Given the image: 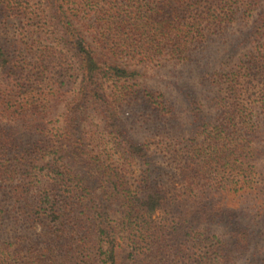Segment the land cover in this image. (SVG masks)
<instances>
[{
  "label": "trees",
  "instance_id": "obj_1",
  "mask_svg": "<svg viewBox=\"0 0 264 264\" xmlns=\"http://www.w3.org/2000/svg\"><path fill=\"white\" fill-rule=\"evenodd\" d=\"M0 264H264V0H0Z\"/></svg>",
  "mask_w": 264,
  "mask_h": 264
},
{
  "label": "rangeland",
  "instance_id": "obj_2",
  "mask_svg": "<svg viewBox=\"0 0 264 264\" xmlns=\"http://www.w3.org/2000/svg\"><path fill=\"white\" fill-rule=\"evenodd\" d=\"M140 70V78L144 81H147L148 83L157 86L161 91L164 90L166 93H169L171 91V94H173L171 88V80L168 79L166 74L164 72H159L156 69H139ZM170 86V89L167 90L165 87ZM172 89V90H171ZM177 103V102H176Z\"/></svg>",
  "mask_w": 264,
  "mask_h": 264
}]
</instances>
